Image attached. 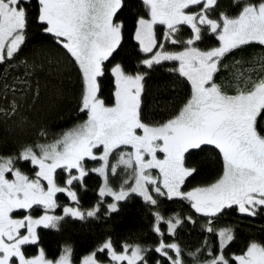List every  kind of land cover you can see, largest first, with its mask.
Returning <instances> with one entry per match:
<instances>
[{"label":"snow or ice","instance_id":"1","mask_svg":"<svg viewBox=\"0 0 264 264\" xmlns=\"http://www.w3.org/2000/svg\"><path fill=\"white\" fill-rule=\"evenodd\" d=\"M128 38L142 54L131 68L113 63ZM254 44L264 48V0H0V264H74L71 245L48 258L41 231L118 215L133 197L150 209L156 243L117 247L109 237L80 264H264V243L229 255L235 229L216 226L229 210L264 217V52L225 62ZM163 68L171 83L153 104L165 118L146 121L148 81ZM73 74L77 119L86 118L48 140ZM205 152L220 174L185 191ZM90 174L102 183L85 209L78 189ZM161 198L193 214L166 217ZM198 223L206 235L186 251L178 229Z\"/></svg>","mask_w":264,"mask_h":264},{"label":"trees","instance_id":"2","mask_svg":"<svg viewBox=\"0 0 264 264\" xmlns=\"http://www.w3.org/2000/svg\"><path fill=\"white\" fill-rule=\"evenodd\" d=\"M214 43V40L205 41L200 46L202 48L209 47ZM261 52H264V48L254 44L230 55L226 58L225 62H230L233 56L249 58ZM138 55L142 54H139L138 48L135 47V42L128 38L120 49L119 54L116 55L113 63L121 62L131 68L137 64ZM167 67H171V64L169 63ZM169 76H171V74L167 72V68H163L154 73L152 78L148 81L149 95L146 97V121L155 122L165 118V115L161 114L160 110L153 104V97L157 95L156 89L158 85L171 83V81L168 80ZM102 85L104 98L110 100L112 84L109 75L105 76ZM174 92L183 95L186 92V87L178 84L174 86ZM79 94L80 83L77 76L73 74L71 83L68 85V96L60 101L61 118H53L48 121V140L74 127L77 123L82 122V120L86 118L83 114H80L79 119H77ZM195 159L199 166V173L186 181L185 191L214 182L221 172V162L215 153H199L195 156ZM23 170L31 174L28 165H24ZM101 183V178L96 174H90L85 178L86 191L78 189L83 208H90L98 201V189ZM67 202L65 196L60 194L59 203L65 204ZM121 205V211L118 215L113 214L111 217L107 218L101 215L100 219L85 223L76 221L64 227L59 232L51 229L42 230V246L45 248L48 258H57L64 245H71L74 250L73 261L78 262L83 256L90 253L109 237L113 239L117 247H119L120 243L123 241H127L128 243H141L145 246L154 245L157 237L151 231L153 217L150 214V209L143 204L139 197H133L126 202H121ZM159 211L166 217L176 213L182 216L193 214L186 201H169L164 198L160 200ZM57 214H61L60 209H57ZM198 220L203 222L202 218H198ZM216 226L218 228L230 226L235 229L236 239L227 249L229 255L232 253L239 254L245 249L250 240L264 243V217H242L236 212L229 210L219 218ZM205 235L206 234L201 231L198 223L196 226L187 225L182 229H178L177 240L186 251H191L199 246ZM210 240L213 244L216 243L215 237H210ZM35 251V248H30L29 255L35 254Z\"/></svg>","mask_w":264,"mask_h":264},{"label":"rangeland","instance_id":"3","mask_svg":"<svg viewBox=\"0 0 264 264\" xmlns=\"http://www.w3.org/2000/svg\"><path fill=\"white\" fill-rule=\"evenodd\" d=\"M161 32L163 33V28L161 29ZM207 41H211V40H207ZM94 166H96L94 164V162H89L88 167H94ZM112 183H113L114 186H116V185H118L119 181L117 179H113ZM108 200H109V202H111V198H108ZM80 261H78V262L73 261V262H74V264H80Z\"/></svg>","mask_w":264,"mask_h":264},{"label":"flooded vegetation","instance_id":"4","mask_svg":"<svg viewBox=\"0 0 264 264\" xmlns=\"http://www.w3.org/2000/svg\"><path fill=\"white\" fill-rule=\"evenodd\" d=\"M162 27L163 26H160V25L157 26L158 35H161L162 34V32H161Z\"/></svg>","mask_w":264,"mask_h":264}]
</instances>
